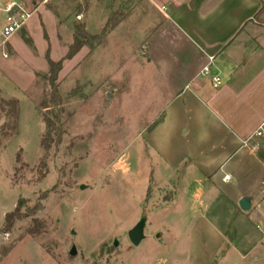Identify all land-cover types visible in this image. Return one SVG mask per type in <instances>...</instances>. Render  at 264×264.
<instances>
[{
	"label": "rangeland",
	"instance_id": "374dc122",
	"mask_svg": "<svg viewBox=\"0 0 264 264\" xmlns=\"http://www.w3.org/2000/svg\"><path fill=\"white\" fill-rule=\"evenodd\" d=\"M10 1L0 0V230L8 214L18 211V219L0 232V264H246L217 230L254 231L260 217L239 204L230 209L231 185L220 175L188 169L201 153L192 132L179 135L191 121L187 109L159 126L166 96L143 54L158 6L15 0L34 14L5 47L2 10ZM113 23L120 25L110 32ZM79 25L84 51L65 59ZM48 54L63 60L64 113L55 130L40 106L50 90ZM169 150L178 160L173 169L164 159ZM260 160L249 157L238 180L257 178ZM142 219L144 239L134 246L129 233Z\"/></svg>",
	"mask_w": 264,
	"mask_h": 264
},
{
	"label": "crops",
	"instance_id": "0c3cea01",
	"mask_svg": "<svg viewBox=\"0 0 264 264\" xmlns=\"http://www.w3.org/2000/svg\"><path fill=\"white\" fill-rule=\"evenodd\" d=\"M148 1L161 13L143 51L156 86L160 84L157 89L166 96L159 126H170L176 109H187L191 121L182 123L179 135L192 132L190 144L196 155L201 153L189 162L188 169L208 172V179L220 175L223 184L231 185L225 194L230 209H239L236 205L243 197L253 196L248 212L260 217L254 231L240 226L234 233L218 229L217 235L222 239L228 234L230 251L246 264H264V233L257 227L264 224L261 162L254 168L257 178L238 180L249 157L255 159L244 141L264 122V0ZM209 64L211 76L204 77L202 71ZM214 76L223 82L218 89ZM211 112L213 119L208 115ZM152 131H148L151 138ZM151 145L157 146L155 142ZM176 158L170 150L164 155L171 169Z\"/></svg>",
	"mask_w": 264,
	"mask_h": 264
},
{
	"label": "built area",
	"instance_id": "2783aa9c",
	"mask_svg": "<svg viewBox=\"0 0 264 264\" xmlns=\"http://www.w3.org/2000/svg\"><path fill=\"white\" fill-rule=\"evenodd\" d=\"M2 11L6 14L5 24L2 29V37L4 39L3 46L6 47L8 41L12 37L25 29L27 23L33 17L34 11H29L22 2L18 1H10L6 3ZM77 19L79 21L82 20V16H78ZM211 70L212 67L211 64H209L203 69L202 76H211ZM212 80L216 89L220 88L223 84L222 79L219 76L212 77ZM244 145L250 148L255 157L262 156L260 162L264 167V122H262L253 134L244 141ZM261 215L264 221V206ZM257 227L264 233V224H259Z\"/></svg>",
	"mask_w": 264,
	"mask_h": 264
},
{
	"label": "trees",
	"instance_id": "16d2710c",
	"mask_svg": "<svg viewBox=\"0 0 264 264\" xmlns=\"http://www.w3.org/2000/svg\"><path fill=\"white\" fill-rule=\"evenodd\" d=\"M115 23L112 24V28L116 27L117 24ZM108 25L106 26V28H108ZM86 41L87 35L84 26H77L74 42L69 48L65 59H73L81 51ZM47 60L50 69L48 75L45 76V78L49 82L50 90L49 93H47L45 98L42 100L40 106L41 109L46 113L45 123L47 127L49 128V130H55L57 128V123L55 122V120L58 119L59 116L64 113L63 98L59 92V87L57 83L59 74L62 71L63 60L55 62L50 58L49 54L47 55ZM16 219H18V211H16L15 213L8 214L6 216L5 228L3 230H0V232L10 231Z\"/></svg>",
	"mask_w": 264,
	"mask_h": 264
},
{
	"label": "water",
	"instance_id": "95a60500",
	"mask_svg": "<svg viewBox=\"0 0 264 264\" xmlns=\"http://www.w3.org/2000/svg\"><path fill=\"white\" fill-rule=\"evenodd\" d=\"M84 1H87V0H84ZM252 201H253V196L251 195L243 197L239 202L240 208L244 212H248L252 207ZM145 225H146V221L145 219H142L139 222V224L132 231H130L129 238L134 246H139L141 242L143 241ZM117 244L118 243L116 242L115 245ZM75 254H76V250L73 249L72 256H74Z\"/></svg>",
	"mask_w": 264,
	"mask_h": 264
}]
</instances>
